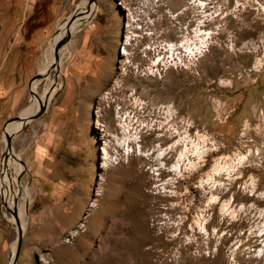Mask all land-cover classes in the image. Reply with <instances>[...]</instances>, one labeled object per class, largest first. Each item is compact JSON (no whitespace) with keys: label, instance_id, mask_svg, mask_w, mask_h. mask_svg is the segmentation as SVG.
I'll return each mask as SVG.
<instances>
[{"label":"rangeland","instance_id":"374dc122","mask_svg":"<svg viewBox=\"0 0 264 264\" xmlns=\"http://www.w3.org/2000/svg\"><path fill=\"white\" fill-rule=\"evenodd\" d=\"M88 1L0 0V264H264V0Z\"/></svg>","mask_w":264,"mask_h":264},{"label":"bare ground","instance_id":"6f19581e","mask_svg":"<svg viewBox=\"0 0 264 264\" xmlns=\"http://www.w3.org/2000/svg\"><path fill=\"white\" fill-rule=\"evenodd\" d=\"M85 11H87V10H85ZM81 19H82L81 17L77 18L76 19L77 21H74L72 23V25L70 26L68 31L69 32L73 31L74 28L79 24ZM65 26H66V23L62 26V28L58 29V31H59L58 35L54 38V40L50 43V46L45 51V57H44L45 60L41 64V70L43 71V73L39 72L40 76H42V77L46 76L48 74L47 70L50 67V65L53 63V53H52L53 51L52 50H54V46H55L56 42L60 38H62L67 32ZM36 85H37V81L36 80H34L31 83V85H30L32 94H33V90H34ZM40 106H42V105H41L40 102H38V109H39ZM35 112H36V110H34V113ZM22 119H24V118H22ZM21 123H22V125H24V122L21 121ZM13 127H14V125H11V128H13ZM7 135H8V132L6 130L4 132V140H5V142H6V136ZM172 138L174 139L175 136L170 134V136H168V137H167V135L162 136L160 138V140H166V139H172ZM179 145L180 144H178V145L172 144L170 147L166 148V150L161 154V156H158V158L156 160L157 162H159V165H160L158 171H162L164 173H168L169 175H172V176H175L176 174L181 173V171H183V170H191V171H193V170H196L199 167H201L200 166L201 163L205 162L206 157H208L210 155L209 153H207L205 156H202V157L198 156L196 159L199 160V165H196L195 164L196 162L195 163L191 162V158L193 157V154L191 155L189 150H187L186 145H185L184 149H180L181 151L179 150L180 152H178V149L180 147H183V144L180 145V146ZM160 150L162 151V149H160ZM198 160H197V162H198ZM2 167H3V165H2ZM5 170H4V172H5ZM222 171H223V169H221L218 165L217 166L214 165V167L211 170V175L212 176L223 175ZM5 178L6 179H4V180H2L0 182V185H2V188L1 187L0 188L4 189L5 192L6 191H11L13 193V189H12L11 185L9 184V182L7 180L8 178L7 177H5ZM17 185L20 186L21 183H18ZM3 192H1V193L3 194ZM13 194H15V193H13ZM26 195H28V194L26 193ZM17 205H18V207L17 206L16 207H17L18 216L16 217V219H17V222L22 227V229H24L25 226H26V224H25V222L23 220V216H24V210L23 209H24V207L20 203L17 204Z\"/></svg>","mask_w":264,"mask_h":264},{"label":"water","instance_id":"95a60500","mask_svg":"<svg viewBox=\"0 0 264 264\" xmlns=\"http://www.w3.org/2000/svg\"><path fill=\"white\" fill-rule=\"evenodd\" d=\"M91 3H93V0H89L88 1V4H91ZM80 13L81 12L77 11V9H76L75 12L68 18V21L66 22V26H65L67 32H66V34L62 38H60L56 42V44L54 46V50H53V63L50 65V67L48 68L47 72H49L51 70H54V69L55 70L57 69V65L59 63V51H60L62 45L65 44L69 40L70 32L68 30H69L70 26L72 25V23L77 18L81 17V14ZM40 77H42V76H40V74H37L35 76V79L34 80L39 79ZM47 99H48V97H47ZM44 111H45V104H42V106L39 107V110L35 114L30 115V116H28V117H26L24 119H22V118H16V119L24 122V125H26L29 121L35 120L39 116H41L44 113ZM12 136L13 135H7L6 136V146H5V153H6V155H4V157H3V162L4 163L6 161V156H8V154L11 152V140H12ZM20 180H21V175L19 174L17 176V178H16L17 184L20 183ZM3 204L5 205L4 200H3ZM21 236H22V234L19 232V235H18V244H17V251L15 253L14 259L11 262V264H15V262H16V259H17V256H18V252H19V248H20V244H21V242H20L21 241Z\"/></svg>","mask_w":264,"mask_h":264}]
</instances>
